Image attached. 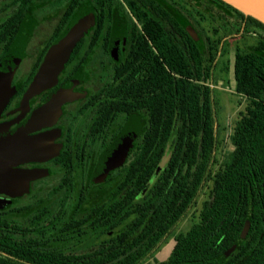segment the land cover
Wrapping results in <instances>:
<instances>
[{
    "label": "flooded vegetation",
    "instance_id": "1",
    "mask_svg": "<svg viewBox=\"0 0 264 264\" xmlns=\"http://www.w3.org/2000/svg\"><path fill=\"white\" fill-rule=\"evenodd\" d=\"M200 2L203 6L196 8L195 0H0V67L11 51H23L11 83L14 92L0 112V212L11 209L20 220L26 210L43 209L47 241L57 242L75 255L111 248L110 257L119 230L131 231L130 210L146 212L152 189L159 202L167 203L183 168V162L175 163V168L172 162L179 144L177 116L165 121L171 128L166 137L162 128L164 113L179 112L180 49L190 59V69H182L184 77L206 83L208 73L217 115L214 92L218 84L228 81L230 68L222 60L228 44L239 36L256 41L264 38V29L251 23L248 15L224 9L214 15L221 22V42L211 62L215 34L207 28V19L212 18L207 6L212 1ZM85 3L91 8L93 25L75 45L57 80L31 94L30 86L47 53ZM253 48L235 47L233 74L238 49ZM229 90L239 95L242 107L223 140L221 158L234 151L237 120L250 105L236 85ZM60 92L65 100L58 107L59 97L54 95ZM260 95L264 97V89ZM51 99V106L38 111ZM226 125L228 129L229 121ZM159 127L161 132H156ZM4 128L9 132L27 130L32 143L44 145L47 155L12 165L15 170L45 173L29 181L28 192L16 196L3 191L4 160L14 162V155L4 151ZM215 128L214 156L220 133L217 116ZM122 147L126 154L121 158L118 150ZM187 163L190 167V161ZM193 169L189 168L188 175L191 186ZM120 197L125 201L117 205L128 214L115 227V199ZM194 203L195 199L186 214ZM181 222L172 226L143 262ZM68 224L79 226L68 229Z\"/></svg>",
    "mask_w": 264,
    "mask_h": 264
},
{
    "label": "trees",
    "instance_id": "2",
    "mask_svg": "<svg viewBox=\"0 0 264 264\" xmlns=\"http://www.w3.org/2000/svg\"><path fill=\"white\" fill-rule=\"evenodd\" d=\"M211 1L213 7L218 4L221 11L228 9L244 16L222 0ZM199 2L195 0L196 8ZM83 9L91 10L88 3ZM247 18L264 29V24L257 19ZM220 42V38L214 42L211 62L218 55ZM256 42L253 50L238 49L236 52V89L247 96L250 105L237 120L232 153L220 161L214 156L216 112L208 73L206 83L184 77L182 69H190V59L181 48L179 112L164 113L162 128L166 137L171 128L165 126V121L171 122L173 116H177L179 144L172 162L174 168L175 163L183 162V168L178 182L174 181L167 203L159 202L152 189L146 212L140 208L130 210L131 231L126 232L124 227L119 230L110 257L111 248L103 252L101 248L96 249L91 255H75L61 244L47 241L43 209L30 213L26 210L20 220L11 209L0 212V264H141L172 226L186 216L189 205L210 180L209 195L202 202L197 220L185 232L175 235L172 252L166 260L156 264H264V97L260 95L264 89V38ZM158 131L161 132L160 127ZM183 156L186 157L184 161ZM215 164L218 169L213 171L210 166ZM185 165L186 174L183 173ZM192 166L191 186L188 175ZM115 201L116 227L128 213L117 205L125 201L123 197ZM78 226L68 224L66 227L76 229ZM87 228L85 225L84 230ZM239 239L237 247L226 255Z\"/></svg>",
    "mask_w": 264,
    "mask_h": 264
},
{
    "label": "water",
    "instance_id": "3",
    "mask_svg": "<svg viewBox=\"0 0 264 264\" xmlns=\"http://www.w3.org/2000/svg\"><path fill=\"white\" fill-rule=\"evenodd\" d=\"M222 1L233 6L245 15L254 17L264 24V0ZM90 11L84 9L80 10L72 20L68 29L53 44L30 86L31 94L52 85L57 80L58 74L64 68L75 45L93 25L94 17ZM22 53V50L19 53L18 51H11L0 67V112L14 92L11 83L14 72L22 57ZM54 97H59L56 98V100H58V107L61 105L62 101L65 100L61 92L55 94ZM51 101L52 99L44 101L38 111H42L47 106H51ZM3 145L5 152L9 150V153L14 155V162L8 163L7 160H4L2 174L3 191L10 196H16L28 192L29 181L36 179L45 173L38 170H15L12 165L29 160L45 159L47 156L45 146L32 143L27 135V130L20 128L12 132H9L4 128ZM118 154L121 158L122 156H125L126 147H122L118 150ZM240 242L241 239H239L225 254L228 255Z\"/></svg>",
    "mask_w": 264,
    "mask_h": 264
},
{
    "label": "rangeland",
    "instance_id": "4",
    "mask_svg": "<svg viewBox=\"0 0 264 264\" xmlns=\"http://www.w3.org/2000/svg\"><path fill=\"white\" fill-rule=\"evenodd\" d=\"M197 4L203 6L202 2H199ZM207 8L212 11L211 16H213L212 18L210 17L207 19V28L212 29L213 35L215 34L214 35L215 37H213V42H215L219 38L221 22L219 18L214 19V15L219 16L220 13H222V11L217 6L213 7L212 4H210V6H207ZM255 42L256 39L254 37L248 35L239 36L237 39H234L231 44H228L226 51L222 55L223 63H227L229 65L230 70L227 76L228 81H224L223 84L221 83L218 84V87L215 88V92H214L215 100L219 105L216 116L218 121V130H219L218 132L220 133H218V138H219L218 151L215 154V158L218 161L221 160V157L223 156V152H224L223 140L226 139L227 133L230 134L232 130L231 129L232 125L234 124L239 114L238 111H240L242 107L240 106L241 99L239 98V95L234 91L229 90V89H233L235 86V80L233 76L234 74H233V70H231L233 58H234L233 51L235 47H239V48L246 47L252 49ZM227 87L229 89H227ZM228 121H229V127L227 129L226 127L228 124L226 125V123ZM212 169L213 171H216V169H218V166L215 164L214 166H212ZM210 187H211V180L208 181L206 185L203 186V188L201 189L199 195L195 200L194 206H192V208L189 209L188 213L185 216L187 218L184 221L182 220V222L180 221L181 223L178 224L176 228L177 230H175L171 234V236H169L165 241H163V243L159 246V248L151 258H149L147 261L143 262L142 264H156L168 258L174 246V236L177 233L185 232L191 226L193 221L197 220V216L201 208L202 202L208 198Z\"/></svg>",
    "mask_w": 264,
    "mask_h": 264
}]
</instances>
